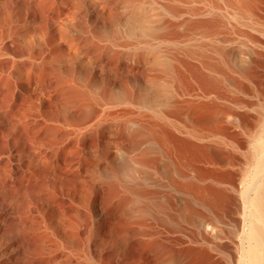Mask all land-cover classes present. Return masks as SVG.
Instances as JSON below:
<instances>
[{"label": "bare ground", "instance_id": "6f19581e", "mask_svg": "<svg viewBox=\"0 0 264 264\" xmlns=\"http://www.w3.org/2000/svg\"><path fill=\"white\" fill-rule=\"evenodd\" d=\"M0 264H264V0H0Z\"/></svg>", "mask_w": 264, "mask_h": 264}]
</instances>
